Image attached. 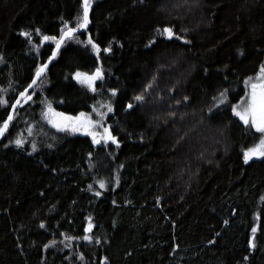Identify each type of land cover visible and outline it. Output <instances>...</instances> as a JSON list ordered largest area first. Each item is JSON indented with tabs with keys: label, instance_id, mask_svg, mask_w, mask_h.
<instances>
[{
	"label": "trees",
	"instance_id": "trees-1",
	"mask_svg": "<svg viewBox=\"0 0 264 264\" xmlns=\"http://www.w3.org/2000/svg\"><path fill=\"white\" fill-rule=\"evenodd\" d=\"M90 9L0 141V264H264L260 134L234 109L264 67V0ZM83 22L84 0H0V127ZM97 106L111 140L55 124Z\"/></svg>",
	"mask_w": 264,
	"mask_h": 264
},
{
	"label": "rangeland",
	"instance_id": "rangeland-1",
	"mask_svg": "<svg viewBox=\"0 0 264 264\" xmlns=\"http://www.w3.org/2000/svg\"><path fill=\"white\" fill-rule=\"evenodd\" d=\"M100 76L101 73L96 72L92 74L90 77L98 78ZM252 84L257 85V92H259L260 85L264 84V74L260 73L257 78H255L253 81L250 82L248 93L240 103L235 105L234 107L235 112H240L243 114L244 109L248 107V104L251 102L250 94L252 92V87H251ZM108 110L109 109L104 110L101 106H97L91 112H85L75 116L58 114L55 119V124H57L58 126L71 128L74 132L89 134L92 137H94L98 142L103 140H111L112 134L106 123V115ZM248 118H249V122H251L252 117L249 116ZM257 123H259V116H257ZM254 127L256 128V126ZM259 134L260 135L258 140L252 145L248 146L245 150V153L249 152L252 149H258L259 152H264V146H261V141L264 140V133L259 132ZM262 157H264V155H255L252 156L251 159L262 158Z\"/></svg>",
	"mask_w": 264,
	"mask_h": 264
},
{
	"label": "snow or ice",
	"instance_id": "snow-or-ice-1",
	"mask_svg": "<svg viewBox=\"0 0 264 264\" xmlns=\"http://www.w3.org/2000/svg\"><path fill=\"white\" fill-rule=\"evenodd\" d=\"M88 7H89V0H84V24L81 25V27L86 26L87 23V14H88ZM71 29L65 33V35H71ZM164 32H166L168 34L169 37L172 36V31L171 29H165ZM27 35V34H25ZM64 37H61V41L57 42V48H59L60 43L63 41ZM45 40L48 39H55L53 38H49V37H44ZM89 43H91V41H89ZM95 47V45H93ZM47 67V65L42 66L38 71H37V76L39 77L41 75V73L44 72L45 68ZM261 73L264 74V67L261 68ZM80 74L78 73L77 76H79ZM96 77H91L89 79H95ZM35 83V81L33 82ZM252 92L250 94V100L251 102L248 104V107L244 109V113H240V112H236V115L240 117V119L242 121H244L245 124L249 123V116L252 117L251 119V123L256 126V130L259 132L264 133V84L260 85V90L259 92H257V85L256 84H252ZM23 95V94H22ZM222 96L224 95L223 93L221 94ZM28 99H31V97L29 96ZM137 99H140L139 97H137ZM223 102V101H221ZM0 103H5L4 101H0ZM17 103H19V101H17ZM131 107V105L129 106ZM257 116H259V123H257ZM12 119L11 116L8 117V120L10 121ZM8 127V122L5 121V123L3 124V127L0 128V134L3 133V131H5ZM114 139V138H113ZM20 141H17V144H19ZM261 146H264V140L261 141ZM245 162L247 163V161L249 159L252 158V156L255 155H264V152H259L258 149H252L249 152H246L245 154ZM103 186V185H101ZM99 194V193H97ZM253 231L255 232V229H253Z\"/></svg>",
	"mask_w": 264,
	"mask_h": 264
},
{
	"label": "water",
	"instance_id": "water-1",
	"mask_svg": "<svg viewBox=\"0 0 264 264\" xmlns=\"http://www.w3.org/2000/svg\"><path fill=\"white\" fill-rule=\"evenodd\" d=\"M90 11H91V9H90V0H89V7H88V14H87V23H86V26L80 27V28H69L66 31H64V33L61 35V37H64V38H63V41L60 43L59 48H57V43H56L51 57L42 65V66L47 65V67L45 68L44 72L41 73V75L39 77L37 76V72H36L33 80L28 85V87H26L23 91H21V93L17 96V98L15 99L14 103L11 106V109H10V112H9V115H8V117L11 116L12 119L9 121L8 120V117H7V119L5 120V121L8 122V127H7V129L5 131H3L2 134H0V141L3 138V136L5 135V133L8 131L10 125L12 124L13 119L15 117V114H16L19 106L21 105V103L23 102V100L28 96V94L30 92H32L37 87V85L40 82V80L46 75V73L48 72L50 66L56 60L57 55H58L61 47L63 46V44L66 42V40L69 37H72L74 34H77V33H80V32H84V31H86L88 29V27H89V21H90ZM83 24H84V22H83ZM70 29L72 30L71 31V35H65V33H67ZM61 37L59 38V40L57 42L61 41ZM34 81H35V83H33ZM17 101H19V103H17ZM5 121H4V123H5ZM3 124H2V126L0 128L3 127Z\"/></svg>",
	"mask_w": 264,
	"mask_h": 264
}]
</instances>
